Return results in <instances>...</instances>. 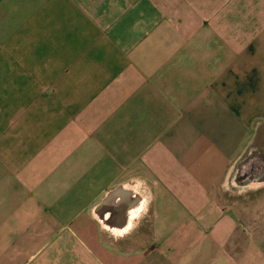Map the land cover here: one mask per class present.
<instances>
[{"label":"crops","instance_id":"obj_1","mask_svg":"<svg viewBox=\"0 0 264 264\" xmlns=\"http://www.w3.org/2000/svg\"><path fill=\"white\" fill-rule=\"evenodd\" d=\"M247 150L264 0H0V264H264Z\"/></svg>","mask_w":264,"mask_h":264},{"label":"rangeland","instance_id":"obj_2","mask_svg":"<svg viewBox=\"0 0 264 264\" xmlns=\"http://www.w3.org/2000/svg\"><path fill=\"white\" fill-rule=\"evenodd\" d=\"M257 157L250 156L249 150L242 156L236 164L231 166L226 177L224 178L218 200L222 204L238 210L241 217L249 220L253 213L254 203L260 201L262 195L259 194L261 187L251 186L254 178L253 174H249V170L253 169V165L260 164L255 161ZM250 176V177H249Z\"/></svg>","mask_w":264,"mask_h":264},{"label":"water","instance_id":"obj_3","mask_svg":"<svg viewBox=\"0 0 264 264\" xmlns=\"http://www.w3.org/2000/svg\"><path fill=\"white\" fill-rule=\"evenodd\" d=\"M250 155L251 154H249V157H250ZM258 168H259V166H258ZM253 169H255V168H253ZM256 172H257V175H256L257 181H253L251 186H253V187H261V186L264 185V178L260 174H258V172H260L259 170H256ZM256 179H252V180H256Z\"/></svg>","mask_w":264,"mask_h":264}]
</instances>
